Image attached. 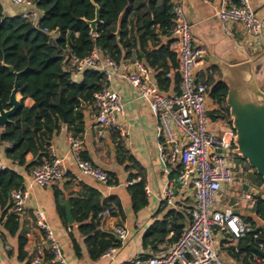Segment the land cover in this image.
Segmentation results:
<instances>
[{"label": "trees", "instance_id": "obj_1", "mask_svg": "<svg viewBox=\"0 0 264 264\" xmlns=\"http://www.w3.org/2000/svg\"><path fill=\"white\" fill-rule=\"evenodd\" d=\"M32 1L41 12L39 25L56 31L54 40L48 41L44 32L19 14H5L0 2V100L3 107H10L8 100L15 78L21 93L19 107L10 116V121L0 129V143H11L7 148V156L25 165L27 171L50 159L52 136L59 130L64 118L72 135L81 136L84 131V110L92 103L93 93L105 83L103 75L91 69L83 71L80 80L75 81L72 77L73 67L68 59L71 53L82 56L97 47L104 54L119 59L129 55L133 49L139 59L154 72L161 89H168L173 80L179 90L180 74L176 70L178 62L170 49V30L174 20L173 0H94L99 8L100 19L93 33L88 23L95 17V6L91 0ZM121 13L120 31L116 35ZM201 82L206 86L208 97L214 104L213 108L207 110V115L211 119L226 121L235 134L225 100L228 87L221 78L220 70L216 66L208 67ZM26 97H31L34 102L25 105L23 100ZM112 131L116 143V160L130 173L127 176L128 188L136 211L148 202L142 167L126 149L119 132L114 129ZM27 152L33 154L30 162L25 160ZM235 157L237 170L242 167L245 182L259 189L258 193H254L256 201L251 209L264 219V199L260 189L264 186V179L246 160L237 154ZM109 173V182L116 183L114 174ZM138 176H141L140 179H137ZM23 185L24 178L17 171L11 168L0 170V218L10 234H16L19 228V214L12 209L11 191ZM54 195L58 213L65 219L63 194L55 188ZM69 202L73 206L74 220L79 223V229L85 236L88 251L93 258L99 257L110 247L120 245L113 234L99 228L100 218L97 217L98 211L107 207L112 213H123L116 196L101 199L97 190L86 188L82 197H70ZM179 215L181 216L170 210L165 217L155 220L143 236V247L167 240L170 230L174 232L167 241L172 243L177 240L184 227L182 222H178ZM88 218L90 221L86 222ZM248 219L254 224L250 217ZM257 233L256 238L254 232H248L238 240L236 246L230 248L232 256L240 263L256 264L253 258L257 254L255 248L264 239L263 231ZM25 242V235L20 234L21 248ZM75 249L79 251L76 243ZM50 257L47 249L44 264H60L51 263Z\"/></svg>", "mask_w": 264, "mask_h": 264}, {"label": "crops", "instance_id": "obj_2", "mask_svg": "<svg viewBox=\"0 0 264 264\" xmlns=\"http://www.w3.org/2000/svg\"><path fill=\"white\" fill-rule=\"evenodd\" d=\"M178 1L191 25L194 42L206 50L203 60L195 69L196 79L201 82L202 77L207 74L208 67L211 66H216L220 70L222 78L221 67L223 68L226 63L251 60L255 78L264 90V0H251L253 8L262 21V33L258 44L246 37L240 24L232 25L234 34H229L222 28L220 20L215 15L220 0H211L210 2L203 0ZM1 3L3 11L7 15H18L21 10V6L14 5L9 1L5 0ZM149 70L151 80L158 85L154 72ZM75 79L79 81L80 77L76 75ZM109 84L119 92L123 103V113L118 115V120L124 126L126 134L120 136L123 138L126 149L142 167L147 204L136 211L133 209L127 181V176L130 173L125 171L124 165L116 160L117 151L113 131L103 129L100 134L97 132L95 108L91 103L84 110V131L80 136L83 142L81 155L95 165L113 173V179L117 182L114 184L109 181L103 182L90 175L79 174L75 159L70 152L72 131L68 128L66 121H62L59 130L52 136L51 145L55 148L56 153L63 158L67 174L63 179L49 186H40L30 182L29 196L25 207L22 212L18 213L19 228L16 234L8 233L0 218V264H37L34 259L39 246L44 249V264L48 244L44 239L43 231L35 224L37 210L44 213L52 227L63 249L67 264H116L130 259L136 253L159 254L165 251L167 245L170 244L167 240L174 231H169L166 236L167 240L145 248L142 245L143 236L152 223L157 219H162L168 211L173 210L181 214L178 217V222L184 224L183 229L188 224L187 209L194 204L193 189L190 186H181L177 181L179 162L167 164L159 156L160 122L158 115L151 110L149 101L141 97L127 80L114 77ZM177 90L178 88L176 89L172 80L169 88L163 91L174 93ZM16 99H21L19 91L16 93ZM23 102L25 105H31L34 101L31 97H26ZM207 107L208 109L214 107L209 97ZM3 127L0 126V129ZM210 128L219 134H233L230 125L222 119L210 118ZM8 146L7 142L0 143V160L9 168L20 173L24 178V184L29 183L25 165H21L7 156ZM32 158V152L25 154L26 162H30ZM231 167L235 169V166L231 165ZM239 171L242 172V169ZM233 175L232 182L223 184L218 193L215 207L221 209L230 206L241 217L249 221L248 215L252 209L246 206V202L247 197L254 191L243 187V183H247L243 174L235 176L233 170ZM140 177L138 176L137 179ZM169 184H172V196L168 200L163 196V191ZM249 185L253 187L251 184ZM55 188L62 192L64 202L66 200L69 202L70 197H82L86 188L97 190L101 199L109 196H116L119 199L123 213L111 212L110 216L100 218L99 225L102 231L113 234L120 241V245L116 246V250L111 256L100 255L93 258L90 255L85 236L79 229V223L75 220L71 224L68 223L66 209L65 219L59 215L55 202ZM260 189L263 193L264 186H261ZM70 206L73 217V206L71 204ZM159 210L160 212H157ZM89 221L90 218L86 220V222ZM172 224L173 221L170 222V225ZM118 225L126 227L128 234L125 239H120L115 233L114 229ZM20 234L26 237L22 248L19 245ZM215 237L217 249L224 261L231 264H242L232 256V250H230L232 246L237 245L238 241L230 239L220 231L216 232ZM75 243L78 245V252L75 249Z\"/></svg>", "mask_w": 264, "mask_h": 264}, {"label": "built area", "instance_id": "obj_3", "mask_svg": "<svg viewBox=\"0 0 264 264\" xmlns=\"http://www.w3.org/2000/svg\"><path fill=\"white\" fill-rule=\"evenodd\" d=\"M5 0H0V2ZM21 6L19 15L47 35V40L55 39L57 33L47 26H40L41 12L32 0H6ZM210 2L211 0H203ZM174 20L170 30V49L175 53L180 74L179 90L165 93L154 81L147 65L139 59L137 52L131 50L129 55L114 59L94 47L86 55H69V64L73 67V79L81 77L87 69L99 71L104 78V85L93 93L92 104L95 108V124L100 134L103 129L117 130L120 135L126 131L118 120L123 113V103L119 92L109 83L114 77L127 80L150 103L151 110L158 115L160 122L159 156L167 164L180 163L177 181L181 186L191 187L194 194V204L187 209L189 222L177 240L167 245L166 250L159 254L136 253L126 261L116 264H231L221 257L216 246V232L238 241L248 232H254V224L244 219L235 210L226 206L215 207L218 193L223 184L234 179L231 164L226 160L224 152L231 149L234 134L222 133L210 128V118L207 115V89L195 77V69L203 60L206 50L194 42L191 25L179 3L174 1ZM215 15L222 28L229 34H234L232 25L237 23L247 38L254 43H260L262 21L251 4V0H220ZM170 75V73H167ZM11 145V143H7ZM83 142L80 137L70 136V152L75 159L80 175H90L100 181L108 182L109 171L95 165L81 155ZM221 149H224L222 151ZM50 159L44 160L32 167L27 173L29 183L11 191L12 209L17 213L23 211L29 196L30 182L40 186L52 185L67 174L63 158L56 153L53 145L49 146ZM234 153V152H233ZM9 168L0 160V170ZM255 192L247 197L246 206L252 208L256 197ZM264 193V192H263ZM163 196L170 199L172 184L163 191ZM111 215L110 208L98 211L97 217ZM36 226L43 231L48 244L51 263L67 264L63 249L52 227L42 211H36ZM115 233L120 239L127 237L128 231L124 225L115 227ZM254 237H258L257 231ZM257 249L264 251V239L260 240ZM116 247H110L102 256H111ZM34 261L43 264L44 249L39 246ZM256 264H264V255L258 252L254 255Z\"/></svg>", "mask_w": 264, "mask_h": 264}, {"label": "water", "instance_id": "obj_4", "mask_svg": "<svg viewBox=\"0 0 264 264\" xmlns=\"http://www.w3.org/2000/svg\"><path fill=\"white\" fill-rule=\"evenodd\" d=\"M91 1L95 6V17L89 20L88 23L93 33L100 18L98 5L94 0ZM121 15L122 13L118 17L116 35L120 31ZM9 68L12 69L10 66ZM221 70L223 72L222 80L228 87L225 100L229 107L232 127L235 131L233 152L246 160L248 165L264 179V90L255 78L251 60L230 61L223 68L221 67ZM18 91L17 78H15L8 100L10 107L4 108L0 100V126H4L9 122L10 116L19 107L20 100L16 99ZM64 121H66V118H64ZM221 150L224 151V149ZM243 187L255 193L259 192V189L253 188L247 183H243ZM261 197L264 199V193L261 194ZM65 209L66 219L71 224L74 219L71 206L67 200L65 201ZM248 217L254 223V232H264V219L255 211L250 212ZM255 250L261 256L264 255L263 250L257 248Z\"/></svg>", "mask_w": 264, "mask_h": 264}, {"label": "rangeland", "instance_id": "obj_5", "mask_svg": "<svg viewBox=\"0 0 264 264\" xmlns=\"http://www.w3.org/2000/svg\"><path fill=\"white\" fill-rule=\"evenodd\" d=\"M224 156H225L226 160L232 166H235V169L232 167V169L234 170L235 176H237L238 174H242V172H240L239 170H237V167H236L237 166V161H236L237 158L235 157V154L233 152H231V149H228L226 152H224ZM240 169H242V167Z\"/></svg>", "mask_w": 264, "mask_h": 264}]
</instances>
